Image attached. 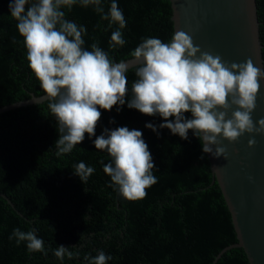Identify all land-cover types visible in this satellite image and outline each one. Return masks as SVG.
Instances as JSON below:
<instances>
[{"label": "trees", "instance_id": "16d2710c", "mask_svg": "<svg viewBox=\"0 0 264 264\" xmlns=\"http://www.w3.org/2000/svg\"><path fill=\"white\" fill-rule=\"evenodd\" d=\"M112 0H102L105 12ZM9 0H0V108L45 93L29 68L23 37L10 15ZM126 27L123 47L109 46L118 28L102 20L94 7L77 2L66 19L87 29L84 47L97 43L115 62L130 59L144 38L170 42L173 36L169 0H116ZM264 59V0H256ZM136 79L128 73V87ZM44 104L0 113V264H89L100 250L112 257L107 264H213L225 247L237 242L229 210L210 170L207 155L192 131L188 139L160 129L159 116H147L113 106L99 109L96 135L76 145L70 153L57 155L58 123ZM185 116L191 118L190 113ZM114 121V123H110ZM157 126V132L145 127ZM128 127L143 133L154 163L157 183L135 201L119 194L103 171L112 158L95 148L93 141L104 128ZM203 155V159L200 157ZM84 162L95 169L87 181L74 174ZM11 204H9V202ZM35 230L43 239L47 255L29 252L26 242L9 240L13 230ZM64 245L72 253L58 259L54 251ZM214 264H249L241 248L225 251Z\"/></svg>", "mask_w": 264, "mask_h": 264}, {"label": "clouds", "instance_id": "9594fccd", "mask_svg": "<svg viewBox=\"0 0 264 264\" xmlns=\"http://www.w3.org/2000/svg\"><path fill=\"white\" fill-rule=\"evenodd\" d=\"M94 7L112 31L109 46L123 47L126 43L122 29L126 19L116 0L105 12L102 0H9L10 15L16 20L17 30L23 37L29 68L40 82V88L50 103L51 114L58 123L59 137L55 143L57 155L70 153L85 139L96 135L101 111L117 107L119 112L127 101L129 109L147 116H159L174 135L187 140L189 130L202 145V153L213 158L227 159L223 138L237 141L243 134H264V118L253 122L251 113L256 108L260 80L264 70L254 66L249 58L243 63L228 65L219 55L202 51L192 37L177 31L170 42L159 38H144L130 53L131 59L115 62L97 43L91 50L84 47L87 29L66 19L62 9L71 11L77 4ZM136 79L129 91L128 73ZM234 109V110H233ZM231 110V118L228 112ZM190 113L191 118L185 116ZM114 123V121H110ZM145 127L157 132V126ZM95 148L105 150L112 161L104 164L103 171L119 194L128 200L143 199L146 189L157 183L154 163L140 130L118 127L104 128L93 141ZM249 147L255 140H249ZM203 159V155L200 157ZM93 167L80 162L74 174L82 182L94 173ZM17 245L26 242L29 252L47 255L44 241L35 230L14 229L9 240ZM58 259L72 256L64 245L54 251ZM89 264H107L112 259L100 250L95 257H84Z\"/></svg>", "mask_w": 264, "mask_h": 264}, {"label": "water", "instance_id": "95a60500", "mask_svg": "<svg viewBox=\"0 0 264 264\" xmlns=\"http://www.w3.org/2000/svg\"><path fill=\"white\" fill-rule=\"evenodd\" d=\"M169 1L173 35L184 31L192 37L194 45L219 55L228 65L250 58L254 66L264 70L256 0ZM260 85L256 108L251 113L254 123L264 118V79L260 80ZM47 102L46 94H31L28 100L0 108V113ZM107 112L111 120V112ZM228 118H231V110ZM111 129L115 130L112 124ZM218 139L220 144L212 145L213 151L217 146L225 147L227 159L206 155L213 175L212 184L216 181L220 188L237 242L221 250L213 264L232 248H241L249 264H264V134L245 133L235 142ZM250 139L256 142L252 147H249ZM0 198L6 199L1 194Z\"/></svg>", "mask_w": 264, "mask_h": 264}]
</instances>
